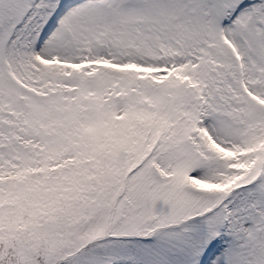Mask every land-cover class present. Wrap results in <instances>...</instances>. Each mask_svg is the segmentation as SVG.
I'll list each match as a JSON object with an SVG mask.
<instances>
[{"label": "snow or ice", "instance_id": "obj_1", "mask_svg": "<svg viewBox=\"0 0 264 264\" xmlns=\"http://www.w3.org/2000/svg\"><path fill=\"white\" fill-rule=\"evenodd\" d=\"M0 264H264V0H0Z\"/></svg>", "mask_w": 264, "mask_h": 264}]
</instances>
